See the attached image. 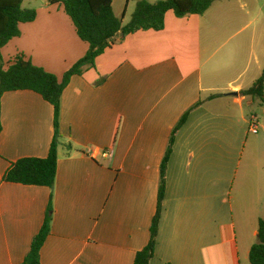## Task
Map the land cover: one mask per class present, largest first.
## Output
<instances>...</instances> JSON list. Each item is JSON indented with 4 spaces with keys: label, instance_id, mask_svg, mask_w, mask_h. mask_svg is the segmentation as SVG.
I'll list each match as a JSON object with an SVG mask.
<instances>
[{
    "label": "crops",
    "instance_id": "1",
    "mask_svg": "<svg viewBox=\"0 0 264 264\" xmlns=\"http://www.w3.org/2000/svg\"><path fill=\"white\" fill-rule=\"evenodd\" d=\"M249 3L217 0L186 17L169 11L164 29L118 36L94 67L74 75L61 98L53 188L3 181L11 162L48 155L54 110L31 90L2 96L0 264L23 262L50 198L42 264H134L150 240L172 131L186 113L167 163L151 264H251L264 218V132L251 131L246 107L264 113V103L240 91L263 72L264 31L218 56L249 24L236 26L258 19ZM135 5L113 0L123 24ZM32 7L37 18L1 50L4 67L23 56L62 78L89 44L61 3Z\"/></svg>",
    "mask_w": 264,
    "mask_h": 264
},
{
    "label": "trees",
    "instance_id": "2",
    "mask_svg": "<svg viewBox=\"0 0 264 264\" xmlns=\"http://www.w3.org/2000/svg\"><path fill=\"white\" fill-rule=\"evenodd\" d=\"M217 0H136L135 10L128 23L118 17L113 8V0H48L50 4L61 3L74 22L79 37L89 44L86 54L79 59L62 78L33 64L23 56L9 60L4 67L2 48L14 37L21 35V24L33 22L38 16L34 7H26L25 0H0V133L3 129L1 120V99L6 92L31 90L40 94L53 106L54 137L46 157H23L11 162L3 176V181L53 188L56 182L58 166V148L60 146L61 98L74 75H82L86 68L94 67L96 59L107 48L115 44L118 36L143 30L160 31L165 28V18L169 11L178 17L203 15ZM103 79L97 83H101ZM243 96L250 95L264 103V69L261 76L247 89L240 91ZM214 94L211 97L218 96ZM200 102L197 103V105ZM186 113L172 131L169 149L161 164V183L158 193L157 208L150 227L148 244L136 253L134 264H151L157 245L159 225L163 213L165 198V176L170 152L175 142V135L187 120ZM52 198L39 232L34 237L30 251L20 264H42L41 250L51 234ZM251 264H264V218L258 223V239L251 247ZM170 264V263H169Z\"/></svg>",
    "mask_w": 264,
    "mask_h": 264
},
{
    "label": "rangeland",
    "instance_id": "3",
    "mask_svg": "<svg viewBox=\"0 0 264 264\" xmlns=\"http://www.w3.org/2000/svg\"><path fill=\"white\" fill-rule=\"evenodd\" d=\"M46 0H25L24 5L26 6H34L37 4L44 3ZM249 5L251 10L254 12V14L258 17V19L251 16L249 19L252 21V23L249 22V20H246L245 22H242V24L236 26V28L240 29L241 25H247L242 32L235 34L232 38L229 39L228 44L224 45L223 48L219 51L218 56H222L224 52L226 51L227 47L230 46V44L236 42L237 40H240L244 36H251L254 30H258V33L260 35V30L264 31V0H249ZM256 3V5H255ZM135 10V9H134ZM128 23V22H127ZM240 26V27H239ZM237 30V29H236ZM235 30V31H236ZM224 40H226L224 38ZM253 68H251L252 71ZM246 112L251 117H256L257 122L256 125L258 127V130L260 131V134L264 132V113L262 112V109L259 108L258 105H255V107H246ZM251 123V120H250Z\"/></svg>",
    "mask_w": 264,
    "mask_h": 264
},
{
    "label": "built area",
    "instance_id": "4",
    "mask_svg": "<svg viewBox=\"0 0 264 264\" xmlns=\"http://www.w3.org/2000/svg\"><path fill=\"white\" fill-rule=\"evenodd\" d=\"M256 122H257L256 117L251 118V126H250V129L254 133H257L258 132V127L256 125Z\"/></svg>",
    "mask_w": 264,
    "mask_h": 264
},
{
    "label": "water",
    "instance_id": "5",
    "mask_svg": "<svg viewBox=\"0 0 264 264\" xmlns=\"http://www.w3.org/2000/svg\"><path fill=\"white\" fill-rule=\"evenodd\" d=\"M235 94H237V92H234Z\"/></svg>",
    "mask_w": 264,
    "mask_h": 264
}]
</instances>
